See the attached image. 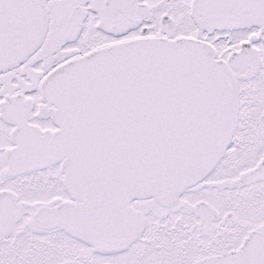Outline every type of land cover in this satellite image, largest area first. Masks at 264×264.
Here are the masks:
<instances>
[{"label": "snow or ice", "instance_id": "obj_1", "mask_svg": "<svg viewBox=\"0 0 264 264\" xmlns=\"http://www.w3.org/2000/svg\"><path fill=\"white\" fill-rule=\"evenodd\" d=\"M0 264H264V0H0Z\"/></svg>", "mask_w": 264, "mask_h": 264}]
</instances>
